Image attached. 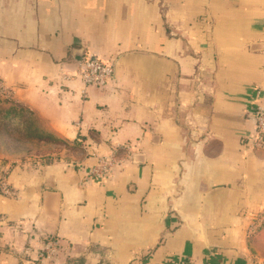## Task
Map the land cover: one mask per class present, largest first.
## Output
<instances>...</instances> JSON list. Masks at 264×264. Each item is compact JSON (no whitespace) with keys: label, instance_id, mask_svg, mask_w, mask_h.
<instances>
[{"label":"crops","instance_id":"0c3cea01","mask_svg":"<svg viewBox=\"0 0 264 264\" xmlns=\"http://www.w3.org/2000/svg\"><path fill=\"white\" fill-rule=\"evenodd\" d=\"M87 52L114 64L104 86ZM0 80L43 151L79 152L12 168L0 264L51 237L45 264H264V0H0Z\"/></svg>","mask_w":264,"mask_h":264},{"label":"rangeland","instance_id":"374dc122","mask_svg":"<svg viewBox=\"0 0 264 264\" xmlns=\"http://www.w3.org/2000/svg\"><path fill=\"white\" fill-rule=\"evenodd\" d=\"M13 100L10 89L5 87L0 89V186L2 183H8L7 176L16 166L35 167L43 162L79 154V152H75L76 145L65 140L59 142L62 146L58 150L43 151L42 140L51 141V143H55V141L49 136H42L34 127L33 122L23 121V115L27 117L29 114L20 111V109L17 113ZM35 123L38 124L36 121ZM262 211L255 218H251L252 221L249 223L251 234L256 231L255 226L257 228L264 227V218L261 217L262 214L264 215V210ZM40 247L36 252L26 249L24 254H21V258L25 261L32 260ZM61 248L54 255V259L61 253Z\"/></svg>","mask_w":264,"mask_h":264},{"label":"built area","instance_id":"2783aa9c","mask_svg":"<svg viewBox=\"0 0 264 264\" xmlns=\"http://www.w3.org/2000/svg\"><path fill=\"white\" fill-rule=\"evenodd\" d=\"M78 75L82 78L87 86H104L114 75V64L94 54L87 52L82 55L77 62ZM0 80V89L4 88ZM7 88V87H5ZM257 102L253 110L248 114L251 119L253 128L252 134L248 139V146L253 150H264V88H259L257 91ZM110 162L101 159L93 172L100 177L106 175L109 171ZM1 191L7 195H14L15 190L9 183H2ZM264 218V215L261 216ZM62 244L59 238L51 237L46 239L39 248L37 255L32 260H21L20 264H45L46 261L54 259V255L61 248ZM177 264H195L192 261L184 260Z\"/></svg>","mask_w":264,"mask_h":264}]
</instances>
